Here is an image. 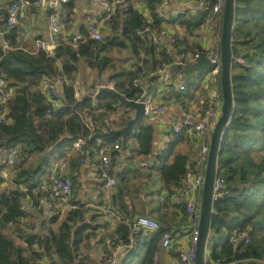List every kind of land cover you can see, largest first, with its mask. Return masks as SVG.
Returning <instances> with one entry per match:
<instances>
[{
  "label": "trees",
  "instance_id": "trees-1",
  "mask_svg": "<svg viewBox=\"0 0 264 264\" xmlns=\"http://www.w3.org/2000/svg\"><path fill=\"white\" fill-rule=\"evenodd\" d=\"M73 2L70 0L66 5L68 12ZM147 2L151 27L159 30L163 21L158 11L164 0ZM206 4L212 6L214 0H206ZM210 15L208 9L198 11L195 17L182 16L180 21L194 33L207 23ZM108 23L111 36L102 41L84 38L77 49L64 41L55 56L49 58L42 51L30 52L21 47L20 30L17 26H8L7 13L0 9V80L10 93L8 116L0 130V147H13L18 153L15 166L10 170L17 188L0 193V264H95L84 248L103 227L96 224L100 213L87 219L82 209L67 211L59 226L53 229L59 217L43 221L40 226L24 222L30 211L23 208L19 198L34 197L31 192H22L20 187L30 190L40 187L54 164L68 157L78 138L84 140L85 149H96L95 134L104 133L105 129H123L132 119L130 110L121 109L114 95L104 92L93 98L90 93L78 100L73 87L64 88L60 106L53 108L51 118L46 119L52 106L42 89L43 82L59 75L75 79L82 62L101 76L111 70L109 77L115 81L116 90L128 99L136 101L143 97V89L133 86L135 75L118 71L109 54L121 48L137 52L145 41L136 30L149 26L148 21L128 0L126 7ZM232 41L235 110L223 135L217 164V169L225 176L226 189L214 205L211 220V237L223 233L227 236L221 248L214 240L208 263L264 264V0H236ZM182 45L189 47L187 42ZM162 54L165 56V52ZM238 58L244 63H239ZM157 66L155 62L153 67L157 69ZM135 130L137 133L130 135L137 140L135 152L150 156L154 150V127L144 124L143 120ZM183 139L184 136L174 138L158 156L162 163L161 178L169 189L181 186L188 171V156L176 152ZM108 143L122 146L119 139ZM119 154L112 155L109 168L112 174H115ZM195 167L193 165L192 169ZM116 176L118 193L112 209L123 222L116 230L118 238H111L129 244V225L135 220L129 218L131 192L124 172ZM37 207L34 211H43L39 204ZM127 219H131L130 222H126ZM248 229L254 234L253 243L235 245L232 236ZM164 232L162 229L145 243H136L121 264H154V251Z\"/></svg>",
  "mask_w": 264,
  "mask_h": 264
},
{
  "label": "crops",
  "instance_id": "crops-1",
  "mask_svg": "<svg viewBox=\"0 0 264 264\" xmlns=\"http://www.w3.org/2000/svg\"><path fill=\"white\" fill-rule=\"evenodd\" d=\"M129 2L133 4L135 9L151 25L152 18L149 13L147 0H129ZM8 6V0H0V9L6 13L8 12ZM95 10L96 5L92 0H74L72 10L69 12L67 10L69 17L64 24L66 33L83 34L86 31L88 23L94 19ZM198 11H204L199 5V0H166V4H163L158 11L163 15L161 17L163 21L161 28L159 30L151 28V32L141 36L145 42L139 47L137 52L133 49L121 48L114 50L115 53H118V58L112 52L109 54L114 59V62H116V69L118 71L125 70L126 72L133 73L135 77L138 72L142 71L144 76L142 82L143 96L150 99L154 106L164 105L166 107L164 113L155 116L153 119H144V124L152 125L155 130L154 150L150 156L145 158L153 161L155 165H158L159 169H157V172L159 173L162 163L158 159V156L167 149L168 144L174 138L180 136H184V139L177 145L176 152L188 156V169H192L193 165H197L200 157V145L195 132L184 130L180 135L174 136L169 142L164 140V133L172 126L179 125L185 117V112L192 107L200 110L204 106H207L210 98L221 87L220 77H216L213 70L206 71L203 74H194L188 82H182L181 75L183 73L180 75L172 73L173 80L184 84L186 91L184 93H171L160 81L157 74L160 63L169 61L166 57V49L168 47L174 48L185 42L188 43V48L195 46L207 48L215 44L216 33L207 23L194 33L190 32L181 24L180 18L182 16L195 17ZM16 26L20 30L19 45L30 52L37 51L40 41L49 40V13L47 11L39 8L22 10ZM111 35L112 30L108 23L104 31V36ZM163 52H165V56H163ZM155 62H158L157 69L153 67ZM110 75H112L111 70L103 76L109 77ZM100 77L101 75L96 70H92L85 62H82L79 72L75 77V82L79 86L81 94L85 95L91 93L93 86ZM180 103H184V110L179 109ZM121 109L125 108L121 107ZM130 112L132 117H134L135 113L131 110ZM113 118L116 119V115H113ZM133 133H137L136 130ZM119 140L122 142L121 139ZM137 146V140L134 135L128 137L127 147L117 151L120 154L117 158V166L114 169L115 174H112L109 169L112 164V160H110L108 169L114 177L117 178V173L119 171L124 172L125 168H130L131 170L132 164L144 165L145 158H140L141 155L139 156L135 152ZM95 150H87V156L84 162L82 161L80 153L74 149L63 160L68 164L66 174L73 179L75 185L72 203L81 207L87 219H92L96 213L101 214L96 224H103V227L95 232V237L84 248V252L90 253L95 264H102L109 253L107 240L111 237L118 238L116 230L122 224L123 220L112 209L118 189L116 188L109 196L105 186L94 175V172L102 165ZM131 158L135 159L129 163ZM172 161L173 158L169 162L171 163ZM52 177L53 175L51 173L44 182L51 180ZM129 178H127L126 185L130 189V192L133 190V194L136 193L133 198L131 197L130 211H132V214L129 218L136 219L139 216L150 217L158 221L163 231L170 232L172 236L171 247L168 250H162L160 247L161 238L158 240L154 251V264H178L180 254L187 249L192 239L189 223L185 214V200L177 195L180 186L178 188L171 186L169 189L165 186L162 178H160V185L155 189L153 185L145 186L140 184L147 183L149 181L148 177L147 180H133V177ZM15 188L17 186L14 184L10 172L8 170L3 171L0 175V193ZM98 197H101V199H98ZM29 213V216L24 219V222L32 225H37V223L41 224L43 221L49 222L53 217H59V222L52 226L53 229L59 226L65 216L64 213L62 215H54L48 208H43L41 212L31 210ZM128 220L131 219H127L126 222H130ZM153 233L155 232L140 230L133 244L134 247L136 243L137 245L138 243H145V240H149L148 238ZM226 236L227 233L212 236L213 238L210 235L207 262L208 255L212 249L211 246L214 244V240L212 239L216 241V238H218V245L221 248ZM124 257H121L120 264Z\"/></svg>",
  "mask_w": 264,
  "mask_h": 264
},
{
  "label": "built area",
  "instance_id": "built-area-1",
  "mask_svg": "<svg viewBox=\"0 0 264 264\" xmlns=\"http://www.w3.org/2000/svg\"><path fill=\"white\" fill-rule=\"evenodd\" d=\"M96 5L94 19L88 23L85 34H67L65 31V22L69 17L66 5L70 0H8L7 24L10 28L17 25L22 10L26 9H41L49 13V40L40 41L37 51L44 52L49 58L55 56L56 50L64 41H69L74 48H78L80 42L86 39L95 41L104 40V31L108 22L116 17L121 10L126 7L128 0H92ZM163 4H166L164 0ZM199 5L204 10H210L211 15L207 20V24L216 33V42L213 46L191 47L178 45L174 48L166 49V57L169 61H163L158 70V77L164 84L166 89L171 93H184L186 86L176 80H173L172 68L178 67L179 74H182L188 66L206 59L215 67L213 73L216 77L221 76V31L223 28V15L225 11L226 0H214L212 6L206 4V0H199ZM159 18L163 17L158 12ZM150 25V24H149ZM151 25L144 28H138L136 33L138 36H143L145 33L151 32ZM85 38V40H84ZM36 51V52H37ZM239 63H244L243 59L238 58ZM143 72L137 73L133 86L136 89H142ZM0 130L5 124L8 116V102L10 93L5 90V84L0 80ZM65 87H73L75 97L81 100L83 95L76 84L75 79L65 75H59L55 78L46 79L42 84L44 93L49 96L51 108L47 111L46 119H50L52 109L59 107L63 98ZM101 88L116 90V83L108 76H101L97 83L93 86L91 96L96 98ZM145 104L144 116L149 114L155 116L166 111L164 105L154 106L150 99L143 96L136 100ZM222 93L219 87L214 96L210 98L207 106L197 110L192 107L185 112V119H182L179 125H174L164 133V140L169 142L174 136L180 135L184 130L195 132L200 145V157L194 169H188L183 178V182L178 190L177 195L185 200V214L189 223V230L192 236L190 243L185 251H183L178 259V264H197V243L200 237L201 211H202V196L205 185L207 158L210 149L211 139L214 127L221 116ZM179 109L184 110V103L179 104ZM110 130H104V133ZM84 140L78 138L73 149L81 155L82 161H85L87 149H85ZM122 149L121 143L112 144L108 141L97 140L96 154L100 158L101 166L94 172L95 177L105 186L109 196L116 190L118 179L114 177L108 166L110 164L113 153ZM18 153L16 148L0 147V175L3 171L10 170L15 166ZM68 164L64 160H60L54 164L52 168V179L44 182L40 187L30 190L29 188L20 187L22 192H31L34 197L21 196L19 198L23 208L28 212L39 207L48 208L54 215H62L70 210H79L76 204L72 203L74 196V181L66 172ZM226 189V179L223 174L217 169L216 178L213 188V203H215L224 195ZM101 199V197H98ZM131 234L129 244L115 242L112 238L107 240L109 253L102 264H120L122 256H125L129 249L134 245L140 230H148L157 232L162 230L161 224L146 216L137 217L130 225ZM254 234L252 230L238 231L232 236V242L235 245L241 244L249 246L253 243ZM172 236L170 232L165 231L161 237L160 247L162 250H168L171 247ZM206 264H219L208 263Z\"/></svg>",
  "mask_w": 264,
  "mask_h": 264
},
{
  "label": "water",
  "instance_id": "water-1",
  "mask_svg": "<svg viewBox=\"0 0 264 264\" xmlns=\"http://www.w3.org/2000/svg\"><path fill=\"white\" fill-rule=\"evenodd\" d=\"M235 3L236 0H226L225 11L223 15V28L221 31V62L222 72L220 76L222 88V107L221 116L216 123L210 149L207 158L205 185L202 196V211H201V225L200 237L197 243V264H206L207 253L209 248V239L211 235V220L214 212L213 203V188L217 173L218 157L220 154V147L223 141V135L232 121L234 115V97L232 90V32L235 21ZM215 66L208 60H200L187 68H185L181 75L182 82H188L194 74H203L206 71L213 70ZM172 73L179 74L178 67L172 68ZM1 83V81H0ZM109 93L114 95L118 101L119 106L127 110L133 111L134 117L127 123L123 129L110 130L107 133L95 134L94 140L110 141L113 139L122 140V148L127 147V139L133 133L145 118L153 119L154 115L149 114L144 116L145 104L135 100L128 99L124 94L117 90L101 88L99 94ZM185 119V118H183Z\"/></svg>",
  "mask_w": 264,
  "mask_h": 264
},
{
  "label": "rangeland",
  "instance_id": "rangeland-1",
  "mask_svg": "<svg viewBox=\"0 0 264 264\" xmlns=\"http://www.w3.org/2000/svg\"><path fill=\"white\" fill-rule=\"evenodd\" d=\"M121 53H122V51H120ZM113 53V55L115 56V57H119V55H118V53H115L114 51L112 52ZM123 55H124V53H122ZM116 63V62H115ZM135 145V144H134ZM135 155H137V154H135ZM140 156V155H139ZM140 158H142V159H144L145 157H142V156H140ZM135 158H131L130 160H129V163L131 162V161H133ZM144 161H145V163H144V165L143 166H141L140 164H132V168H131V170H130V168H125V170H124V176L126 177V180H127V178H129V176H130V178H132L133 180H147V177L149 178V181L147 182V183H140V184H142V185H145V186H150V185H153L154 186V188L156 189V188H158L159 187V185H160V178H161V174L159 173V172H157V169H159L158 168V165H155L154 164V162L153 161H151V160H149V159H147V158H145L144 159ZM134 165V166H133ZM120 172V171H119ZM143 173V174H142ZM129 178V179H130ZM127 184V183H126ZM125 185V184H124ZM129 191H130V189H128ZM131 197L133 198L134 196H135V194H133V190H131ZM39 223H37V225H38ZM38 226H40V224L38 225ZM218 238H216V240H217ZM212 240H215V239H212Z\"/></svg>",
  "mask_w": 264,
  "mask_h": 264
}]
</instances>
